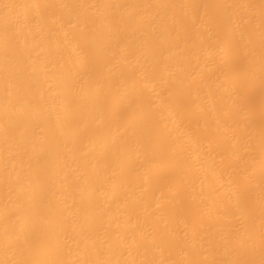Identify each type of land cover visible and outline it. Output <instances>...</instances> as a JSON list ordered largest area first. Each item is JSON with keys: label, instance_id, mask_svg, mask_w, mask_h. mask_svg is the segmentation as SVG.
Here are the masks:
<instances>
[{"label": "bare ground", "instance_id": "6f19581e", "mask_svg": "<svg viewBox=\"0 0 264 264\" xmlns=\"http://www.w3.org/2000/svg\"><path fill=\"white\" fill-rule=\"evenodd\" d=\"M0 264H264V0H0Z\"/></svg>", "mask_w": 264, "mask_h": 264}]
</instances>
